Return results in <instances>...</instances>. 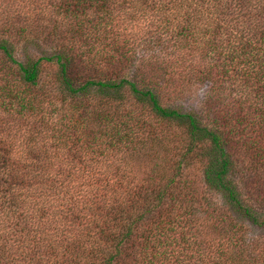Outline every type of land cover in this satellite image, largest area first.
I'll list each match as a JSON object with an SVG mask.
<instances>
[{
    "label": "trees",
    "instance_id": "obj_1",
    "mask_svg": "<svg viewBox=\"0 0 264 264\" xmlns=\"http://www.w3.org/2000/svg\"><path fill=\"white\" fill-rule=\"evenodd\" d=\"M21 40L41 56L17 60ZM161 40L183 52L175 75L215 87L210 116L162 105L157 67L134 64ZM0 52L19 115L1 131L0 264H264V0H0ZM41 60L57 84L24 97ZM79 61L101 74L76 80Z\"/></svg>",
    "mask_w": 264,
    "mask_h": 264
},
{
    "label": "rangeland",
    "instance_id": "obj_2",
    "mask_svg": "<svg viewBox=\"0 0 264 264\" xmlns=\"http://www.w3.org/2000/svg\"><path fill=\"white\" fill-rule=\"evenodd\" d=\"M11 10H13V7H11ZM20 11H23L24 8H21ZM20 38V37H19ZM15 39V38H14ZM15 49L13 52V56L19 60L23 61L26 57L28 58H37L41 56V50L36 48L34 45H27L26 42L21 41H15ZM143 45V44H142ZM42 47V46H41ZM39 47V48H41ZM43 48V47H42ZM107 48V47H104ZM181 49V47H180ZM183 49V48H182ZM44 50V48H43ZM134 64H138L140 59L143 56V61L141 63L144 64V68L148 66L150 63L154 64L153 66L157 67V72H155V69L153 71L156 73V76L158 77V80L162 83L159 87V90L161 91V97L160 102L162 105H169L171 108H176L182 111H195L198 113V111L204 110L206 113H208V116L214 113V109L216 106V91L215 87L212 88L210 86L209 82H197V80H187L185 78L178 77V72H175L177 68L175 67V58L180 55V53H183L182 50H179L175 48L174 46L169 45V43H165L164 40H161L157 42V44L154 46H137V48L134 50ZM77 61V60H76ZM80 63V64H79ZM82 62H78V64H75L76 66L73 67V72H68L69 75L75 76L76 80L82 81L85 76H99L101 72H91L88 70H84L83 67L80 65ZM232 62L227 63L225 66L228 69L229 72H235L236 67L233 66ZM111 69H109L110 71ZM135 67L131 65L130 68H118L117 70L112 69L111 72H113L114 75H112V78H119V77H125L129 74L136 73L134 72ZM6 72H9L8 75L9 78H14L16 72V69L14 65L10 64L6 59L4 58L3 54L0 52V73L2 76L6 74ZM56 65L54 63H48L45 61H40V74H39V80L38 83L35 86H30L29 88H24L23 85H18L19 90L23 91L22 94L24 97H27V95L32 92H34L36 89L41 86V88L48 87L50 83L57 84L56 81ZM167 73V79L163 82L162 74ZM162 73V74H161ZM235 74V73H234ZM2 80H0V83ZM27 90V91H24ZM226 91V89L224 90ZM93 97H97L94 93L91 94ZM219 103V100H218ZM19 115H16L12 112H9L8 110L4 109L3 106L0 104V148L6 147L8 143L12 141L11 138L6 137L7 133H1L3 131V127L5 122H9L13 124L14 120L17 119ZM169 128H171V131L173 132L169 138L164 139L162 138L160 144L156 141H149L148 139L145 140L146 147L149 149L153 145V150H150L151 152H155V155L165 156V147L167 149H172L173 141L172 139H176L178 136H176L179 132L180 127L175 124V122H172L169 124ZM246 130L240 133L243 138V135ZM249 132L252 133V127L250 128ZM156 142V143H155ZM156 144V145H155ZM151 145V146H150ZM243 146L247 147L248 149H252V143L247 142ZM148 149L146 151H148ZM192 153H195V149L192 151ZM142 153L139 152V155ZM137 157L136 159H138ZM131 161L128 160V164L123 165V168H139L137 166V162L135 161L134 164H130ZM219 199V198H218ZM248 237V235H246Z\"/></svg>",
    "mask_w": 264,
    "mask_h": 264
}]
</instances>
